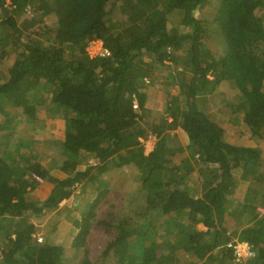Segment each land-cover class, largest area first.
Returning <instances> with one entry per match:
<instances>
[{"label":"trees","instance_id":"1","mask_svg":"<svg viewBox=\"0 0 264 264\" xmlns=\"http://www.w3.org/2000/svg\"><path fill=\"white\" fill-rule=\"evenodd\" d=\"M206 2L0 0V264H237L226 247L233 236L256 251L245 264H264V161L240 142L242 128L264 140V22L256 14L264 0H217L210 21L197 16ZM209 22L217 53L205 43ZM94 39L108 56L86 54ZM167 62L176 91L164 115L146 121L145 78ZM223 83L231 95L220 94ZM211 107L227 119L214 120ZM39 115L64 120L56 154L11 142ZM150 132L157 140L144 154L140 138ZM124 165L134 166L138 190L110 201L102 174ZM237 169L252 182L242 204L226 197ZM43 184L49 193L33 195ZM77 186L95 197L67 255L37 241L31 215L56 209ZM125 201L133 215L122 213Z\"/></svg>","mask_w":264,"mask_h":264},{"label":"rangeland","instance_id":"2","mask_svg":"<svg viewBox=\"0 0 264 264\" xmlns=\"http://www.w3.org/2000/svg\"><path fill=\"white\" fill-rule=\"evenodd\" d=\"M216 5H217V0H207L205 5L197 12V16L201 19L210 21L211 18L213 17ZM256 14L262 20V22H264V9L258 11ZM26 17L27 14L22 16V18H26ZM44 22L49 26H52L55 24V17L48 16L45 18ZM19 23L20 22H18V24ZM39 26L40 25L37 24L34 27L29 28L27 32L35 30ZM205 43L208 46V48L212 51V53H217V51L220 50L221 48L219 31L217 30L216 25L213 22H209L207 24ZM144 58L148 59L146 55ZM167 64H169L168 67L165 66L160 70L156 71L151 79L147 78L148 82L146 84L153 87L157 91L150 93L149 95L152 101L150 102L146 101L145 103V106L149 107V109H147L149 110L148 115L145 118L146 121H149L152 115L156 114L153 113V110H151V108L154 109L155 106L161 108L164 105L165 99H168V97L172 96L176 91V87H177L176 84L170 83V80L166 78L167 74L173 71L175 68L173 67V64H171L170 62H167ZM221 90L224 91L223 94H221ZM225 91L227 92L226 95L229 94L231 95L232 93L229 90V87L225 83H223L220 86V94L224 95ZM209 110L214 120L225 121L227 119V115L222 114L217 107H211ZM39 118H41L42 120L37 121L35 124L24 126L22 128L19 126L17 132H15L14 134V137L11 138L12 140L11 142L15 143L17 141L16 140L17 138L29 142L37 141L36 142L37 147L33 145L34 152L35 151H38L39 153L41 152L40 154H42V152H47L48 154L50 153L51 155H53L54 153L56 154V152H58L57 144L46 142L45 138L49 137L51 131H54V134L56 135L58 134L60 135L62 129H60V125H58L59 131L57 130V126L53 127L54 130L47 129L46 127H44L45 126L44 121L47 118L44 117V115H39ZM234 129L235 128L229 130L231 135L234 132ZM242 130H244L246 133H245V137L242 138L240 142L242 143L247 142L253 144L259 143L257 142L255 137L254 138L249 137L248 131H246L244 128H242ZM173 132L177 135L178 140L182 143L184 140L183 133L178 129ZM259 141H261L259 144L260 148L264 152V140H259ZM94 162H95L94 159H88L87 161V163L89 164H93ZM135 171L136 170L134 166L124 165L122 167H117V169L112 170L107 175L106 174L103 175L106 182L108 183V188H110V190L112 191L111 194L114 192L110 201L114 200L118 202L117 200L120 197H118L117 193H121L122 195H125L126 198H130V199L134 197L139 186L138 183L135 181ZM41 182L42 181H40V183ZM43 186H44L43 188H38L33 190L32 194L36 195V193L38 192L37 196L45 197L49 193V188L51 185L49 184L46 187V185L43 184ZM94 197H95V191L92 189L91 186H87L85 188V191H83L82 193L80 192V186H77L74 196L71 197V199H69L67 203H65L66 205L63 204L64 206H61L64 208H69V210L57 211L56 209H54V210H47L43 214L38 216L31 215L32 220L34 221L37 228L35 232V237L40 236L42 238L40 243L48 242V243L61 244L65 247L67 255L71 254L73 252V249L71 248L72 240L75 238L78 231V229L75 227V223L77 221H80L83 214L87 212ZM123 205L124 206L121 208L122 213L127 214L129 212L133 215L132 210L135 209V204H130V202L125 201ZM96 211L99 213L100 209H98L97 207ZM228 225H230L229 220H228ZM199 227L202 228L201 226ZM232 227L233 226H231V229ZM109 264H113V263L110 262Z\"/></svg>","mask_w":264,"mask_h":264},{"label":"crops","instance_id":"3","mask_svg":"<svg viewBox=\"0 0 264 264\" xmlns=\"http://www.w3.org/2000/svg\"><path fill=\"white\" fill-rule=\"evenodd\" d=\"M154 91H157V90H155L153 87L147 85V87H146V101L147 102L152 101L150 99V95L149 94L153 93ZM166 102H167V99H165L164 105L161 108H158L157 106H155L154 109L151 108V110H153V113H156V114H153L152 117L153 116L154 117H160V116L164 115V108H165ZM145 107H147V106H145ZM147 109H149V107H147ZM44 125H45L44 127H46L47 129H51V130H54L53 127H55V126H57V130H58L59 129L58 125H60V129H62V132H61L60 135L59 134L56 135V134H54V131L50 130L51 133L49 134V137L45 138L46 142L51 141L50 143H53L52 142L53 140H56V141H61L62 140V138H63V130H64V120H62L59 117L47 118L44 121ZM36 142L37 141L32 142L33 145L36 146ZM258 142L259 143H257V144L247 143V142H245L244 144H250V145L255 146V147H257V148H259L261 150L260 145H259L261 141H258ZM35 153H39V152L35 151ZM261 153H262V157H263L262 159L264 161V152L262 150H261ZM114 169H117V167H111V168L107 169L106 171L103 172L102 176L105 175V174L107 175L108 173H110ZM57 176L62 177L61 174H58ZM251 186H252V182L250 181V179L248 177H246L245 174L240 169H237L236 173H235L234 181H233V183L231 185V189L227 193L226 197L230 201H233V202H235L237 204H242V203L245 202L246 196L248 194L249 189H251ZM67 201H69V199L62 200L59 203V206L56 208V210L57 211H62V210H66L67 211V210H69V208L61 207V206L66 205L65 203H67ZM54 213H55V211H54ZM52 217H53V214H52ZM199 226H201L202 228H200ZM232 226H233L232 227V229H233L234 228V224ZM198 228L203 229V226L201 224H199Z\"/></svg>","mask_w":264,"mask_h":264},{"label":"built area","instance_id":"4","mask_svg":"<svg viewBox=\"0 0 264 264\" xmlns=\"http://www.w3.org/2000/svg\"><path fill=\"white\" fill-rule=\"evenodd\" d=\"M85 51L86 54L91 58L96 56L104 57L109 55V50L103 45V42L100 39L91 40L86 46ZM145 82H148L147 78H145ZM132 107L133 109L138 108L136 101L133 102ZM156 140V134L153 132H150L147 135V138H140L144 154H148L154 149ZM34 178L41 181L38 176L34 175ZM258 210L261 212L263 211L262 208H258ZM203 229L205 228L203 227ZM36 239L38 242L42 240L40 236H36ZM226 247L231 250L233 258L237 264H245L246 260L254 258L256 255V251L250 242L242 240L235 236L231 237V239L226 243Z\"/></svg>","mask_w":264,"mask_h":264},{"label":"clouds","instance_id":"5","mask_svg":"<svg viewBox=\"0 0 264 264\" xmlns=\"http://www.w3.org/2000/svg\"><path fill=\"white\" fill-rule=\"evenodd\" d=\"M234 237V236H233Z\"/></svg>","mask_w":264,"mask_h":264},{"label":"water","instance_id":"6","mask_svg":"<svg viewBox=\"0 0 264 264\" xmlns=\"http://www.w3.org/2000/svg\"><path fill=\"white\" fill-rule=\"evenodd\" d=\"M77 197V196H76Z\"/></svg>","mask_w":264,"mask_h":264}]
</instances>
